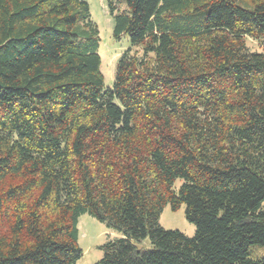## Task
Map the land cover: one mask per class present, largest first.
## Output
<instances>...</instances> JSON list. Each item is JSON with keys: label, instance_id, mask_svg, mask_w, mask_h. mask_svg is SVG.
I'll list each match as a JSON object with an SVG mask.
<instances>
[{"label": "trees", "instance_id": "16d2710c", "mask_svg": "<svg viewBox=\"0 0 264 264\" xmlns=\"http://www.w3.org/2000/svg\"><path fill=\"white\" fill-rule=\"evenodd\" d=\"M119 1L105 89L88 2L0 0V264H78L83 214L98 264H264V0Z\"/></svg>", "mask_w": 264, "mask_h": 264}, {"label": "rangeland", "instance_id": "374dc122", "mask_svg": "<svg viewBox=\"0 0 264 264\" xmlns=\"http://www.w3.org/2000/svg\"><path fill=\"white\" fill-rule=\"evenodd\" d=\"M90 5L91 18L99 30L100 49L102 59L101 71L104 75L105 89H112L116 79L118 61L121 56L130 48L129 37L123 35L120 39L114 37V20L109 11L108 0H85ZM119 10L126 9V5L119 0H112ZM246 47L251 52L264 53V42L246 37ZM183 181L178 180L175 189L178 190ZM186 206L183 205L178 211H173L168 205L161 217L160 226L165 230H178L188 237L196 234V226L186 219ZM79 246L83 256L78 264H98L104 252L101 247L110 241L121 238L122 235L109 229L106 224L99 222L89 214H83L79 220ZM146 249L151 248L149 240L137 243Z\"/></svg>", "mask_w": 264, "mask_h": 264}]
</instances>
